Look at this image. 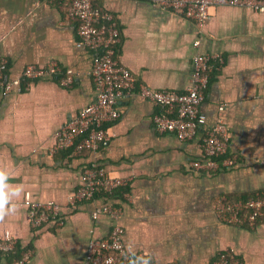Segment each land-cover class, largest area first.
<instances>
[{
  "label": "crops",
  "instance_id": "1",
  "mask_svg": "<svg viewBox=\"0 0 264 264\" xmlns=\"http://www.w3.org/2000/svg\"><path fill=\"white\" fill-rule=\"evenodd\" d=\"M113 15L121 31L119 63L152 90L185 92L196 53L220 55L212 63L200 105L205 124L189 141L159 134L153 117L162 108L137 95L117 99L119 117L109 126L108 148L100 153L71 149L50 154L56 132L96 97L92 55L77 36V22L66 4L36 0H0V59L10 77L28 65L55 61L72 72L31 81L21 92L0 91V184L15 205L0 217V242L16 241L13 255L0 252V264H80L89 241L122 228L126 259L146 253L155 264H211L220 255L242 264H264V224L253 228L223 223L215 202L221 195L252 197L264 189V12L243 7L210 9L203 27L162 10L149 0H96ZM199 46L194 47V42ZM221 121L228 130L231 168L195 171L204 159L201 138ZM119 177L126 186L110 197L117 219L94 212L95 198L72 208L67 199L83 184L91 163ZM54 202L58 219L32 227L26 198ZM29 252L25 262L18 254Z\"/></svg>",
  "mask_w": 264,
  "mask_h": 264
},
{
  "label": "built area",
  "instance_id": "2",
  "mask_svg": "<svg viewBox=\"0 0 264 264\" xmlns=\"http://www.w3.org/2000/svg\"><path fill=\"white\" fill-rule=\"evenodd\" d=\"M53 3L62 1L66 4L67 15L77 22V36L81 44L91 52V77L95 86L96 97L93 103L81 109L79 114L63 125L55 134V143L49 149L56 154L74 148L76 153L89 151L104 152L110 143L109 126L117 121V99L125 95L137 94L152 104L162 108L153 117L154 129L159 134H171L181 142L195 138L203 125L205 116L200 105L208 88L212 63L222 62L220 55L196 53L192 58L190 86L183 93L167 90H152L123 67L117 57V47L121 31L111 13L95 4L96 0H36ZM162 10L179 15L183 19L203 27L209 19L210 9L217 6L243 7L257 13L264 12V0H149ZM199 41L194 42V47ZM64 74L62 85L72 82V72L63 73L55 61L45 67L28 65L20 75L10 77L6 61L0 59V91L21 92L29 82L42 78H53ZM204 159L194 160L191 167L195 171L216 172L231 168L235 159L228 155L229 134L225 125L218 121L205 130L201 138ZM83 184L67 199V205L74 208L78 204L93 201L96 194L112 195L126 186V182L110 175L103 167L91 163L83 170ZM106 199V198H105ZM28 214L32 227H40L58 219L60 208L54 202L36 203L26 198ZM105 201L94 212V216L108 214L117 219L120 209ZM215 211L219 219L227 225L253 228L257 223L264 224V189L246 200L230 201L221 195L215 202ZM123 230L114 225L109 237L89 241L87 251L80 264H121L126 258L127 249L122 241ZM16 247V241L8 233L0 242V252L10 253ZM30 253L25 252L20 262L28 260ZM134 264H155L143 252L134 256ZM211 264H242L238 259L220 255Z\"/></svg>",
  "mask_w": 264,
  "mask_h": 264
},
{
  "label": "clouds",
  "instance_id": "3",
  "mask_svg": "<svg viewBox=\"0 0 264 264\" xmlns=\"http://www.w3.org/2000/svg\"><path fill=\"white\" fill-rule=\"evenodd\" d=\"M0 177H3L6 181L7 173L0 172ZM4 186H6L4 183L0 184V217L12 215L16 211L15 205L5 207L10 197H6L4 192L2 191V188Z\"/></svg>",
  "mask_w": 264,
  "mask_h": 264
},
{
  "label": "trees",
  "instance_id": "4",
  "mask_svg": "<svg viewBox=\"0 0 264 264\" xmlns=\"http://www.w3.org/2000/svg\"><path fill=\"white\" fill-rule=\"evenodd\" d=\"M72 151H74V148L71 149ZM115 193V192H114ZM113 196L112 195H102L101 193L99 194H96V198H102L104 199V201H109L110 197ZM106 198V199H105ZM230 201H237V200H246V199H249L251 197H245V196H242V197H238V198H232L230 196L227 197ZM53 221V220H52ZM15 251H17V246L15 247V249L10 252V253H6L7 255H13L15 253ZM22 257V254H18L16 256V259L19 260L20 258ZM121 264H134V257L130 256L128 257L127 259L125 258Z\"/></svg>",
  "mask_w": 264,
  "mask_h": 264
}]
</instances>
